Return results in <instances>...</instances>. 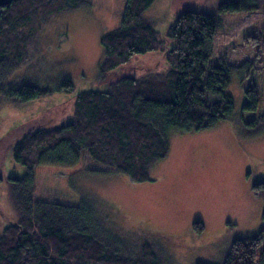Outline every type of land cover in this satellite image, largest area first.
<instances>
[{"label":"trees","instance_id":"16d2710c","mask_svg":"<svg viewBox=\"0 0 264 264\" xmlns=\"http://www.w3.org/2000/svg\"><path fill=\"white\" fill-rule=\"evenodd\" d=\"M155 1L127 0L120 26L102 36L96 88L13 126L9 133L24 124H39L12 145L14 163L32 172L43 164L74 166L86 159L103 172L139 184L152 181L153 167L167 158L172 129L199 132L231 121L240 127L239 133L253 136L264 130V25L257 36L248 38L257 46L255 60L238 66L210 63L219 15L256 11L262 2L204 0L202 10L178 8L162 36L142 18ZM88 5L89 0H17L4 8L0 80L23 63L31 41L50 16ZM144 55L159 58L157 65L164 69L156 65L147 73L130 66L135 57ZM130 68L132 75L125 73ZM233 74L240 82L249 81L238 117L233 98L226 94ZM111 75L119 77L107 82ZM73 89L74 84L64 80L59 91ZM48 95V89L33 85L0 84V98L14 104ZM54 110L62 116L50 122ZM5 181L15 192L20 211L13 195L0 196L9 199L5 203L11 208L6 213L0 205V264H158L162 257L148 240L142 241L140 258L123 253L124 245L106 232V218L94 197L76 204L44 200L35 195L32 173ZM254 190L264 194V182ZM193 229L200 234L204 227L195 222ZM263 240L264 227L254 237L233 240L222 264H264V249L259 252Z\"/></svg>","mask_w":264,"mask_h":264},{"label":"rangeland","instance_id":"374dc122","mask_svg":"<svg viewBox=\"0 0 264 264\" xmlns=\"http://www.w3.org/2000/svg\"><path fill=\"white\" fill-rule=\"evenodd\" d=\"M89 1L86 7L50 16L31 41L23 63L0 80L10 87L26 84L50 91L47 97L21 105L0 98V196L15 193L5 178L32 173L35 195L44 200L76 204L94 197L106 218V232L124 245L123 253L140 258L142 241L148 240L162 255L158 264H222L233 240L254 237L264 227V194L254 190L264 182V130L250 136L239 133L240 127L231 121L199 132L172 129L167 158L153 167L152 181L139 184L124 175L103 172L86 159L74 166L43 164L32 172L11 159L12 145L39 124H24L9 133L13 126L97 87L103 58L100 40L120 26L127 0ZM191 1L156 0L142 18L164 36L179 9L206 8L204 0L189 5ZM259 1L262 9L219 15L211 65L223 61L238 66L255 60L257 46L248 38L257 36L264 25V0ZM158 60L137 56L130 66L150 73L147 69ZM132 69L125 73L132 75ZM118 75L109 76L107 82L116 81ZM64 80L74 84L72 92L59 91ZM248 86V80L240 82L233 74L226 88L236 117ZM60 110L53 111L50 122L61 118ZM13 199L19 210L14 195ZM7 200L0 197V205L9 213ZM195 222L204 227L202 233L194 231ZM263 249L264 240L259 252Z\"/></svg>","mask_w":264,"mask_h":264},{"label":"water","instance_id":"95a60500","mask_svg":"<svg viewBox=\"0 0 264 264\" xmlns=\"http://www.w3.org/2000/svg\"><path fill=\"white\" fill-rule=\"evenodd\" d=\"M15 1L17 0H0V14L4 8L10 6Z\"/></svg>","mask_w":264,"mask_h":264}]
</instances>
